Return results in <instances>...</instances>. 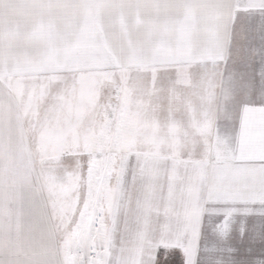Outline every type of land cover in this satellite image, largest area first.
<instances>
[{"label": "snow or ice", "instance_id": "snow-or-ice-1", "mask_svg": "<svg viewBox=\"0 0 264 264\" xmlns=\"http://www.w3.org/2000/svg\"><path fill=\"white\" fill-rule=\"evenodd\" d=\"M16 4L0 264H264V0Z\"/></svg>", "mask_w": 264, "mask_h": 264}, {"label": "crops", "instance_id": "crops-1", "mask_svg": "<svg viewBox=\"0 0 264 264\" xmlns=\"http://www.w3.org/2000/svg\"><path fill=\"white\" fill-rule=\"evenodd\" d=\"M21 15L20 9L16 4V0H0V20L9 23H14ZM181 255L179 253H173L167 260L165 254L161 251L159 260L160 264H180Z\"/></svg>", "mask_w": 264, "mask_h": 264}]
</instances>
